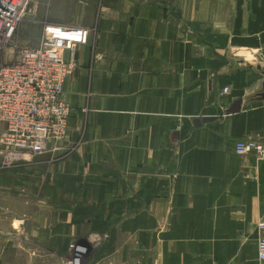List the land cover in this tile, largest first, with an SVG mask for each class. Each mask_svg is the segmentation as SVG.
<instances>
[{
  "label": "crops",
  "instance_id": "obj_1",
  "mask_svg": "<svg viewBox=\"0 0 264 264\" xmlns=\"http://www.w3.org/2000/svg\"><path fill=\"white\" fill-rule=\"evenodd\" d=\"M74 6L52 21L91 30L65 51L68 136L0 168L1 207L33 208L45 245L77 240L83 264H258L264 156L235 146L264 142V0ZM25 174L34 191L11 192Z\"/></svg>",
  "mask_w": 264,
  "mask_h": 264
},
{
  "label": "built area",
  "instance_id": "obj_2",
  "mask_svg": "<svg viewBox=\"0 0 264 264\" xmlns=\"http://www.w3.org/2000/svg\"><path fill=\"white\" fill-rule=\"evenodd\" d=\"M33 0H0V155L1 167L27 162L36 154L57 150L68 136L70 107L62 95L66 80L76 70L74 52L87 44L90 28L83 25L42 22L37 46H22L21 24L29 18ZM238 154L264 156V142L238 141ZM258 264H264V221L258 225ZM66 264H83L87 247L71 246Z\"/></svg>",
  "mask_w": 264,
  "mask_h": 264
},
{
  "label": "rangeland",
  "instance_id": "obj_3",
  "mask_svg": "<svg viewBox=\"0 0 264 264\" xmlns=\"http://www.w3.org/2000/svg\"><path fill=\"white\" fill-rule=\"evenodd\" d=\"M30 6V15L20 26L18 40L22 46H37L41 39L43 21H64L75 23L74 5L89 0H33ZM1 57V55H0ZM0 168L1 164H0ZM29 171H27L28 173ZM32 174V172H29ZM33 177L25 174L23 181L17 188L11 187V192L17 191L29 194L34 186L28 182ZM17 188V189H16ZM2 199H0L1 203ZM22 220L11 209L0 205V264H66L73 251L71 245L78 243L73 240L69 243V256H61L62 248L45 245V236L33 228V208L28 207ZM87 250H89L87 248ZM64 254V253H63ZM85 258V257H84Z\"/></svg>",
  "mask_w": 264,
  "mask_h": 264
}]
</instances>
